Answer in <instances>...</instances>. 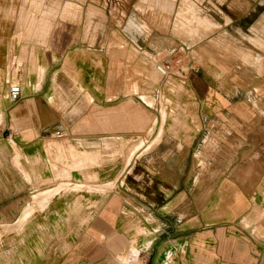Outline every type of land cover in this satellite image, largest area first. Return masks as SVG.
Instances as JSON below:
<instances>
[{"label": "crops", "instance_id": "1", "mask_svg": "<svg viewBox=\"0 0 264 264\" xmlns=\"http://www.w3.org/2000/svg\"><path fill=\"white\" fill-rule=\"evenodd\" d=\"M138 1L81 4L76 20L52 29L53 5L25 30L0 18L9 157L0 163V224L23 207L16 215L17 177L30 193L57 181L39 198L51 197L46 205L8 234L6 264H264V68L251 65L240 99L233 68L190 58L164 71L180 57L170 47L145 90L141 53L155 48L142 38L148 6ZM172 3L158 8L170 13ZM176 12L178 31L198 38L219 25L194 7ZM14 83L21 92L11 100Z\"/></svg>", "mask_w": 264, "mask_h": 264}, {"label": "rangeland", "instance_id": "2", "mask_svg": "<svg viewBox=\"0 0 264 264\" xmlns=\"http://www.w3.org/2000/svg\"><path fill=\"white\" fill-rule=\"evenodd\" d=\"M120 1L121 0H0V18L16 19L21 24V27H23L22 29L25 30L29 24H32V19L39 15V10L41 8L53 5L54 12L48 16V19L52 22L49 23L48 28H50L51 24L53 25L56 19L76 20L81 13V4L90 5V3H92L99 6L103 5L108 9L109 5H113ZM134 1L135 0H127V4L131 5ZM168 1L169 0H139L136 4L138 8L141 4L148 6L144 12V22H142L144 28V37L142 36V38H145V42H149L148 44L151 48H155L152 52V50L144 47L141 53V55L145 57L143 60L145 90H151L155 86L154 83H149V72L152 70L154 71L155 64L161 63V58H164V55L166 58L167 50L170 47H176V55L180 57L177 59V65H175L174 68L171 67V71H175L178 66L185 67L190 58L195 66L198 67L213 69L218 67L233 68L239 77L240 92L238 93V97L240 99H245V92L247 89L246 80L250 69L253 67L251 65L257 63L259 69L264 68V46H259L250 39V37H254L264 40V0H172L173 3L171 5H173V7L170 13L158 8L160 6L164 7ZM67 2H71L73 5L70 8L64 9L63 6ZM182 4L190 6L191 8L194 7L196 12L202 14L201 16L208 15L211 20L219 23V25L206 31L200 38L186 32L182 33L178 31L175 26V22L177 21L176 11L179 10ZM115 10L114 12L117 14V19L120 20L119 25H121L122 21L118 16L119 11H117V8H115ZM24 24H27V26H23ZM50 29H52V26ZM151 40L155 41V43H151ZM185 46H187L188 49H186ZM254 56L261 57L262 59L257 61ZM171 63L173 66V62ZM159 79L161 78L159 77L158 80ZM157 81L155 80V82ZM150 132L151 131H149V133ZM149 133H144L142 136L146 137ZM2 138L3 137L0 136V163L8 162L7 159L9 158L7 155L8 147ZM70 153L71 149L69 147V154ZM17 157H19L18 153ZM87 157V155H82L80 158L84 160L80 161V164L85 163V158ZM16 166L28 181L26 178L27 172L21 163ZM54 177L56 180V171ZM2 181L4 184L3 188L7 190V187H4L7 181L0 179V183H2ZM80 182L88 184V182ZM14 184L16 198H23L22 202H17V204H19H16V215H18L19 209L23 207L14 223L11 225L0 224V264L7 263L8 256L6 245L11 236L8 234L10 232L19 231L20 229L18 228L23 225L36 209H42L46 205L51 197L48 199L39 198L48 195V190L53 188L57 184V181L51 186L47 184L44 186L35 185L33 186L35 191L32 193L28 192L29 190H27L20 178L17 177ZM84 189L103 190V186L91 188L84 187ZM258 189L264 191V187H259ZM60 190H62V187ZM30 195L32 196L31 199ZM17 237L18 236H16V238Z\"/></svg>", "mask_w": 264, "mask_h": 264}, {"label": "built area", "instance_id": "3", "mask_svg": "<svg viewBox=\"0 0 264 264\" xmlns=\"http://www.w3.org/2000/svg\"><path fill=\"white\" fill-rule=\"evenodd\" d=\"M171 62H172L171 59L166 60L165 63H163L161 65L162 69L164 71L171 70V67H172V63ZM187 66H188V64H187ZM20 92H21V89H20V86L18 84L14 83V84H11L9 86V97L11 98V100H16L19 97ZM57 133L59 134V132H57ZM1 134H3V130L0 127V135Z\"/></svg>", "mask_w": 264, "mask_h": 264}]
</instances>
